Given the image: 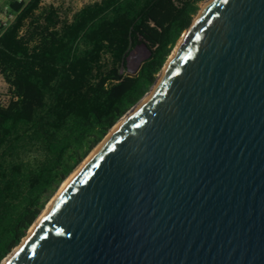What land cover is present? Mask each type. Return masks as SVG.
Segmentation results:
<instances>
[{"label": "water", "instance_id": "1", "mask_svg": "<svg viewBox=\"0 0 264 264\" xmlns=\"http://www.w3.org/2000/svg\"><path fill=\"white\" fill-rule=\"evenodd\" d=\"M160 73L3 264H264V0H208Z\"/></svg>", "mask_w": 264, "mask_h": 264}, {"label": "trees", "instance_id": "2", "mask_svg": "<svg viewBox=\"0 0 264 264\" xmlns=\"http://www.w3.org/2000/svg\"><path fill=\"white\" fill-rule=\"evenodd\" d=\"M42 1L11 0L17 18L0 37V264L149 92L206 0ZM138 46L149 55L131 72Z\"/></svg>", "mask_w": 264, "mask_h": 264}, {"label": "rangeland", "instance_id": "3", "mask_svg": "<svg viewBox=\"0 0 264 264\" xmlns=\"http://www.w3.org/2000/svg\"><path fill=\"white\" fill-rule=\"evenodd\" d=\"M65 1L68 4L72 5L74 7V9H79V8L82 7L83 4H85L87 2L94 1V0H65ZM204 2L202 3V5L204 4ZM148 55H149V50L146 47H144V46H138V47L134 48L133 51L130 53V55L128 57L129 70L131 72H136L139 69V67L141 66L142 62L147 58ZM6 91H7V83H6V81L4 80L3 76L0 73V99H1V97L5 96ZM68 177H67V179H68ZM65 181L63 182V184L65 183ZM63 184L60 186V188L63 186ZM60 188L51 197V199L49 200L47 206L54 199V197L56 196V194L58 193V191L60 190Z\"/></svg>", "mask_w": 264, "mask_h": 264}, {"label": "built area", "instance_id": "4", "mask_svg": "<svg viewBox=\"0 0 264 264\" xmlns=\"http://www.w3.org/2000/svg\"><path fill=\"white\" fill-rule=\"evenodd\" d=\"M11 0H0V37L11 27L17 18V12L11 7ZM19 2L24 0H18ZM50 0H43L44 4ZM25 30L23 27L21 33Z\"/></svg>", "mask_w": 264, "mask_h": 264}, {"label": "bare ground", "instance_id": "5", "mask_svg": "<svg viewBox=\"0 0 264 264\" xmlns=\"http://www.w3.org/2000/svg\"><path fill=\"white\" fill-rule=\"evenodd\" d=\"M207 1H208V0H206V1L204 2V4L202 5V8H203V6L205 5V3H206ZM187 32H188V29L183 33L182 37L180 38L179 42H178L177 45L175 46V48H174L173 52L171 53L170 57L172 56V54L174 53V51L176 50V48L179 46V44L181 43V41L183 40V38L185 37V35H186ZM160 74H161V73H160ZM144 98H145V97H144ZM144 98H143V99H144ZM141 101H142V100H141ZM141 101H140V102H141ZM136 105H137V104H136ZM136 105H135V106H136ZM135 106H134V107H135ZM134 107H133V108H134ZM125 115H126V114H125ZM125 115H124V116H125ZM122 118H123V117H122ZM122 118H121V119H122ZM116 125H117V124H116ZM83 162H84V161H83ZM83 162H82V163H83ZM82 163H81V164H82ZM79 166H80V165H79ZM79 166H78V167H79ZM78 167H77V168H78ZM70 176H71V175H70ZM70 176H69V177H70ZM69 177H68V178H69ZM32 228H33V227H32ZM32 228H31V229H32ZM31 229H30V231H31ZM16 249H17V248H15V249H14V250H13L8 256H7L4 260H3V262H2L1 264H3V263H4V262H5V261H6V260L12 255V253H13Z\"/></svg>", "mask_w": 264, "mask_h": 264}]
</instances>
